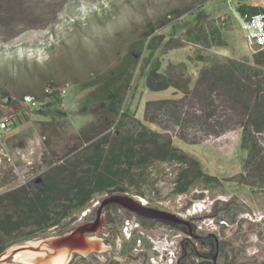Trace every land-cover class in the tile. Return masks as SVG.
Instances as JSON below:
<instances>
[{
	"label": "rangeland",
	"instance_id": "rangeland-1",
	"mask_svg": "<svg viewBox=\"0 0 264 264\" xmlns=\"http://www.w3.org/2000/svg\"><path fill=\"white\" fill-rule=\"evenodd\" d=\"M24 1L28 5L24 10L31 11L26 15H21L18 0H0V48L7 50L26 44L38 47L55 44V51L50 54L40 50L39 68L36 70L31 64H29L31 71L29 69L18 71L8 64L4 78L9 80H3L0 76V87L8 89L15 97L29 89L40 91L49 78L65 84L69 82L70 88L67 89L65 109H54L48 113L33 111L28 120L17 121L16 127L0 136V147L5 152L4 163L0 167L2 194L12 187L26 186L32 177L30 169L33 165L45 169L57 165L67 156L70 158L77 148H81L84 139L95 138L97 141L103 135L109 138L114 135L118 119L108 116V121L104 122L105 111L100 108L103 89L112 84V80L107 79L106 75L127 54L130 45L142 39L147 24L155 22L157 17H163L175 8L195 5L192 11L194 15L186 14L158 31V34L164 33L168 38L172 31L176 32V35L174 34L176 37L181 38L184 28L187 25H194L196 22L194 16L200 11L204 14L200 21L205 23L215 20L224 23L222 30L229 41L228 48L207 50L185 43L184 46L172 49L163 56L165 68L169 64H181L193 81L203 66L198 62L197 55L206 57L226 55L240 59L251 56L255 48L242 28L243 22L234 12L236 0L231 3L227 0H210L202 4L200 0H133L134 7L126 5L123 0H111L120 10L114 11V15L105 20L100 19L85 25V30L76 29L69 24V8L71 6L76 8L79 5V9L84 10L97 4L107 7L110 0ZM248 2L264 6V0ZM55 10L59 11L57 15L52 13ZM94 78L98 83L83 88ZM133 85L134 88L126 95L123 110L133 119L141 121L140 124L150 127L145 121L146 103L173 98L174 95L170 90L150 93L146 89L144 79L139 76ZM1 88L0 119L8 115L3 106ZM135 124L138 122H134ZM107 125L108 128L104 132H99ZM128 127L130 124L126 122L122 130ZM117 133L120 134L121 130ZM173 141L176 147L198 160L204 172L219 179V183L212 184V187L215 186L214 190L223 188L227 197L233 196L238 201H256L263 205L264 198L261 193L235 180V177L243 172L247 158V151L241 147L239 130L205 140L197 145L188 144L177 137H173ZM92 146L90 144L88 148ZM101 149L100 153L103 156L107 158L112 156L108 145L101 146ZM82 153L88 151L82 149L73 156ZM174 164L170 161L157 162L152 167L144 169V175L136 182L137 186L124 182L128 187L137 191L142 190L149 196L166 195L175 185L178 168ZM6 169L16 171L13 173L16 180L9 185L2 181V172ZM3 184L5 186L2 187ZM27 233L26 230L20 231L16 238L31 240Z\"/></svg>",
	"mask_w": 264,
	"mask_h": 264
},
{
	"label": "trees",
	"instance_id": "trees-1",
	"mask_svg": "<svg viewBox=\"0 0 264 264\" xmlns=\"http://www.w3.org/2000/svg\"><path fill=\"white\" fill-rule=\"evenodd\" d=\"M123 1L126 5L135 6L133 0ZM207 1L210 0H200V4ZM18 2L21 15L31 13L30 10L27 12L24 10L28 8L24 0ZM71 7L69 24L79 30H85V25L92 24L96 20H105L113 16L114 11L120 10L111 0L108 1L107 7L101 4L88 6L84 10L79 9V5L76 8ZM194 7L195 5L175 8L165 16L157 17L155 22L148 23L142 39L133 42L127 54L106 75L107 79L112 80V84L103 89L100 106L110 116L118 119L115 133L112 135L114 138L112 159L117 168L115 174L120 176V180L125 178L124 180L129 184L137 186L136 182L144 175V169L152 167L157 162L170 161L178 168L176 192L185 191L193 182V177L216 183L219 179L204 172L198 160L176 147L173 137L197 145L205 140L239 130L241 147L247 151V158L243 172L238 174L235 180L255 192L264 194V49L254 44L252 55L240 59L226 55L208 57L197 55L198 62L203 66L194 81L181 64H169L165 68L163 56L172 49L184 46L185 43L207 50L229 47V41L222 30L224 23L215 20L205 23L200 21L201 16L204 15L202 11L194 16L196 17L194 25H187L184 28L181 38L175 36V31H172L169 38L164 33L158 34L160 29L174 20L186 14L194 15L192 12ZM58 12L52 11L56 15ZM234 12L242 22L251 21L259 16L264 19V8L250 4L246 0H236ZM51 20L55 21V19ZM40 50L52 54L55 51V44L43 47L26 44L7 50L0 48V76L3 80L6 79L4 75L8 64L18 71L23 69L31 71L29 64L33 69H38ZM137 76L144 79L146 89L150 93L170 90L174 95L173 98L146 103L145 121L150 127L140 124L141 121L133 119L123 110L126 95L134 88L133 84ZM95 83H98V80L94 78L83 88L94 86ZM64 85L63 82L49 78L40 91L29 89L18 97L12 95L8 89L0 87L4 109L19 122L21 119L28 120L33 111L48 113L54 109L61 110L66 104L67 96L62 97L58 90ZM26 95H33L36 99H45L47 102L43 105V109H32L25 103ZM126 122L130 127L122 130ZM134 122L138 124L134 125ZM107 128L108 125L99 132H104ZM118 130H121L119 135ZM102 158L101 155L99 164L101 166V162L105 161L102 169L109 172L110 159L102 160ZM119 168L122 171L118 170ZM128 172L129 175L125 174ZM13 173L10 169L2 172V181L6 185L16 180ZM124 175L129 177L126 178ZM106 180L105 175L100 176L98 186L102 188V183ZM40 192L45 193L43 190ZM9 196L14 197L13 200L19 205L16 213L19 220L18 227L29 226L28 221L32 220V212L37 220L46 218L44 210L48 205V198H42V194L37 192L33 198L29 195L28 186L24 185L13 192L0 194V200ZM5 213L0 206V216ZM4 217L6 219V216ZM23 240L25 239L21 241Z\"/></svg>",
	"mask_w": 264,
	"mask_h": 264
},
{
	"label": "flooded vegetation",
	"instance_id": "flooded-vegetation-1",
	"mask_svg": "<svg viewBox=\"0 0 264 264\" xmlns=\"http://www.w3.org/2000/svg\"><path fill=\"white\" fill-rule=\"evenodd\" d=\"M108 116L105 111L104 122ZM105 137L84 139L81 148L57 165L31 167L32 177L26 186L33 198L37 192L48 198L46 218L37 220L32 212L29 226L15 229V234L26 230L33 239L62 235L99 219L103 223L97 236L108 249L88 256L75 253L71 260L80 257L94 264H264V203L227 197L223 188L212 187L219 181L209 183L194 177L181 192H176L177 185L156 197L134 190L115 174L113 157L100 153L103 145L114 152V138ZM90 144L93 146L88 148ZM82 149L88 153L73 156ZM101 155L102 160L110 159L109 172L102 169L105 161L99 164ZM101 174L107 177L102 188L98 186ZM113 196L134 199L142 213L105 202ZM151 209L160 213L151 216ZM13 237L17 243L26 240Z\"/></svg>",
	"mask_w": 264,
	"mask_h": 264
},
{
	"label": "water",
	"instance_id": "water-1",
	"mask_svg": "<svg viewBox=\"0 0 264 264\" xmlns=\"http://www.w3.org/2000/svg\"><path fill=\"white\" fill-rule=\"evenodd\" d=\"M105 202L121 204L138 213H142L140 209H143L137 201L125 196H113ZM159 213L157 210H150L151 216H157ZM102 223L98 219L62 235L35 238L14 244L0 255V264H68L75 253L88 256L103 252L108 246L97 236Z\"/></svg>",
	"mask_w": 264,
	"mask_h": 264
},
{
	"label": "built area",
	"instance_id": "built-area-1",
	"mask_svg": "<svg viewBox=\"0 0 264 264\" xmlns=\"http://www.w3.org/2000/svg\"><path fill=\"white\" fill-rule=\"evenodd\" d=\"M231 3L233 0H227ZM246 1H253V0H246ZM243 30L245 31L248 39L259 48L264 49V19L262 17H256L251 21L243 22L242 26ZM70 88L69 83L65 84L58 90L59 95L62 97L67 96V89ZM26 105L30 106L32 109H43V105L47 102L45 99H36L33 95H26L24 97ZM65 109L64 106L61 107ZM17 124V119L14 118L13 115L8 114L0 119V136L7 131H10L14 128ZM5 159V152L2 147H0V167L3 165ZM16 173V171H14ZM172 173V172H171ZM170 173V174H171ZM173 174V173H172ZM68 264H94L84 258H76L70 260Z\"/></svg>",
	"mask_w": 264,
	"mask_h": 264
},
{
	"label": "crops",
	"instance_id": "crops-1",
	"mask_svg": "<svg viewBox=\"0 0 264 264\" xmlns=\"http://www.w3.org/2000/svg\"><path fill=\"white\" fill-rule=\"evenodd\" d=\"M262 7L264 8V6ZM12 196L0 200L1 209L6 212L5 215L1 214L0 216V255L3 254L5 250L14 245V243H17L13 236L16 235L15 229L19 228V220L16 217L19 205L17 202H15L16 200H13L14 197ZM4 216H6V219ZM27 235L29 236V233H27Z\"/></svg>",
	"mask_w": 264,
	"mask_h": 264
}]
</instances>
